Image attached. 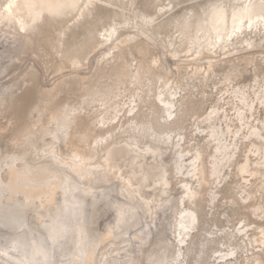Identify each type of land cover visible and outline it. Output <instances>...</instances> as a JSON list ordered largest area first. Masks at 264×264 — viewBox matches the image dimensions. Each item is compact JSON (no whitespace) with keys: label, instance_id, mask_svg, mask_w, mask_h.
Listing matches in <instances>:
<instances>
[{"label":"bare ground","instance_id":"6f19581e","mask_svg":"<svg viewBox=\"0 0 264 264\" xmlns=\"http://www.w3.org/2000/svg\"><path fill=\"white\" fill-rule=\"evenodd\" d=\"M113 1L118 2V4L113 3ZM132 1L133 0H92L91 9L102 6L106 9L117 8L118 10L124 11L125 2L131 3ZM7 2L8 0H0V5H5ZM51 2H71V0H51ZM79 2L86 3L87 0H79ZM234 2H237V0H234ZM15 3L18 5H23L25 0H15ZM254 3L258 4L259 0H254ZM91 9L86 10L85 13H90ZM174 9L175 7H173L171 11L167 12L166 14L172 13ZM74 13H76V17L80 16L79 10L72 9L67 14L58 15L55 17L67 19ZM85 13L80 16V18H83ZM13 15L15 16V19L10 20L5 18L0 20V34L3 36L5 35L17 38V40H27L28 34L31 30L28 29L22 31L21 26L23 24L25 27H27L31 23L28 16V11L22 7L19 9H13ZM48 17V13L45 12L44 17L40 22H38L36 27H38L40 24H43L48 19ZM75 20L77 19L75 18ZM127 22H129V20ZM199 23L200 22L197 21L192 26L191 35L189 36L190 41H199L204 47V51H202L199 57L192 59L182 54L183 52L187 51V41L183 45L185 46L184 50H180L183 49L182 46L175 49H169L167 52L174 61H183L187 63V67L184 69L188 70L187 76L190 80L198 81V83L202 86L205 84L206 87H209V82L212 81L214 76H216L217 67L227 63L231 64V68L227 74L224 75V78L230 76L233 80V87L240 89L239 94L233 92L221 99V89L216 86L217 84L213 83L214 89H216V96L214 97L212 109L216 108L217 114L211 118V121L207 122L209 123L207 128L199 131V135L202 136L206 141L205 147H202L201 144H192L194 141V135L193 133L187 135V116H182L184 113L180 114V107H177L176 109V111L179 112V115L174 114V118L172 120H165L163 118V113L168 111V109L165 108V104L172 102L171 94H174L178 91L179 95L177 96V100L182 103V107H191L192 98L190 100L188 97L189 93H183L185 89L183 90V87L181 88L178 82H171V79L167 73L163 76L157 75L158 71L161 72L159 67L153 68L151 73H146L145 69L147 68L148 64L143 63L137 67L136 70L135 68H133L134 71L132 70L133 65L127 60V54H132V47L138 48L143 45V41L139 39L140 37L138 35L128 34L124 38L120 39L119 29L115 35L112 36L111 40H105L100 35V44L103 47H106L107 51L104 52L103 59L98 60L97 66L105 69L112 68L111 61L114 60V64L116 61H118L119 63L117 64L116 69L122 71V73L124 72L123 74L126 76H130L129 78H131V83L138 85V91L141 92L139 95H137L138 92H134V94L130 92L131 95L127 101L124 100V97H122L118 90V95H116L117 93L114 94L115 96L111 95L114 96L115 101H112V99L109 101L108 94L105 93L107 106L102 107V115L104 114L106 116V119L104 120L105 123L102 126V128L105 130V135L99 136V138L97 137L98 140H104L105 137H108L104 143L97 144L98 140L95 139L94 145L89 147L88 150L81 151V149H79L80 142L82 143L81 140L85 137L83 135L84 138H81L82 136L80 135L82 124H80L78 120V115L72 118L73 122L70 126L72 129L71 132L68 133L67 139H64L63 137H57L55 150L58 155L62 157H68L70 153L76 152L87 159L91 164V171H84L83 178L78 176L75 171H72L71 168L62 169V171L68 175L69 179L73 183H76L80 186L79 190L76 191L74 195L76 201L83 205V215L80 217L79 223L83 228L84 238L83 242L81 243V237L78 229L69 233L67 240L64 241V248H57L60 250L59 255L56 253L57 258L66 255L75 259V257L79 255L77 245H80V250L85 252V256H83L81 259L86 260L87 264H96V262H100V264H127L129 261L136 262V260L131 258L129 255H125L126 260L121 262L118 257L120 256L123 248L121 249L119 246H116L117 248L112 251L111 255L106 252H98L99 250L101 251L100 247L106 241H110L113 245L124 244L126 245L125 248L128 247L131 238L126 239L124 236L126 235L129 227L134 224L133 218L137 216V213L135 212L134 216L126 223H122L115 228H112V226L109 227L106 235L98 238V234H95L94 226L99 212L97 206L100 202V197L96 196L97 191L93 185L100 178L107 181L117 180V182L120 184V194L123 197H130L131 200H135L139 205H143L144 213L149 215L151 218H154V216L157 215L158 209H161V207H157L161 204L160 201L166 203V201L171 198L170 193L177 185V183L174 182L177 177L179 178L180 183L183 184L184 192L182 191L183 197L181 196L182 198L179 202L180 205L183 206V209L179 211V217L177 216L178 218L174 233L179 235L181 231L179 225L181 222L180 217L182 212L191 213L195 217V223L193 224L191 216H184V223L186 225H191V229L185 233V238L181 244L182 246L184 245L186 246L185 248H189V245L193 240L191 233L196 229V225H199V218L193 208L189 207V205L197 203L198 200H203V193L205 192L206 195V192L209 190L210 186L212 184L214 186L217 184V188H220V192H217L216 194L214 193L215 191L213 192L214 196H212V199H210L211 201L208 199L210 203L220 204L223 198H219L221 197L219 196V193L231 192L236 198L239 196V199H237L238 204L243 209L248 211L252 216H254L255 221H240L235 225V227H233L234 229H230L231 231L229 232L221 230L222 232L220 237L219 235H214L211 232H208L207 234L205 233V241L214 239L218 245V249L215 251V253L218 254L217 257H210L211 259H215L213 264H230V262L233 260L236 261V264H250V262L259 261L264 258V251H262V249H264V242H262L264 237H262L261 234V229H264V218H262L263 216L261 215L264 214V211L261 207L254 204L260 192L261 176L264 175V168L258 166L261 160V153L264 152V138H262L264 137V103H262V100H264V92H261L260 90L261 76L257 72H255L253 76V79L255 80L254 85L241 84L240 82L235 83L238 78L243 76V72L240 70V65H237L236 61H247V63L250 64L255 62V56L252 52V50L256 47V44H254V39L257 40L259 36L264 35V29L257 27L256 24H254L253 27L249 29L247 27L246 21L245 26H243L230 41L225 38L224 42L219 47H217L213 53L207 50V44L209 40L215 37L216 34L215 32L210 31V25L208 27L201 28L199 27ZM110 28L106 30H110ZM132 28L136 29L134 25ZM227 31L229 33L232 31L231 19H229L227 22ZM153 36L157 37V34L153 32ZM117 41L120 43H116ZM164 42L165 41H161V44L165 50ZM127 47H130L129 51H126ZM113 49L115 50L113 51ZM109 51L112 52L111 56L107 55ZM142 51L143 48L138 49L140 54H142ZM173 51L176 53V58H174L172 55ZM235 53L236 55H234ZM244 54H247L248 57H241V55ZM218 56H225L223 59L224 62L222 60L214 61L218 58ZM235 56H237L236 61L232 59ZM201 61H206L207 66L198 64V62ZM180 69L181 68L179 66H176V70L179 71ZM136 72H139V76L134 81L133 76ZM146 75H151V79L147 80L146 78L148 76ZM262 76H264V73ZM155 78L161 82V85L158 86V84L153 83L152 80ZM148 82H151V84ZM169 85L171 87H169ZM181 89L183 91H180ZM119 90L121 89L119 88ZM204 94L207 98L213 97V90L210 94L206 92H204ZM133 96L137 97V99L139 98V100L141 99L140 102L143 107L140 106V103L138 104V100L135 99L136 110L133 112L132 116H129L128 112L130 108L125 107V105H130ZM160 97H163V103L161 102ZM148 98H150L149 100L153 98L151 103L149 102L150 104H148L150 105L149 109L153 110L152 113L148 108L147 111L150 113L143 112V108L146 110V107L148 106H144ZM231 100H235L237 105H235L234 108L229 109L227 106L229 107ZM117 112L119 115H117ZM146 116L152 118L151 124L153 132L156 136L155 139L151 134L138 136V134L133 133L132 129L129 127L130 123L133 122L139 125L142 121H144ZM156 116H159L160 118L156 119ZM97 119H100V117ZM109 119H111L113 122L107 123ZM213 128L217 130V139L221 141L219 144L217 143L216 139H212L211 129ZM198 129L201 130V128ZM229 129H231V132H229ZM51 130L54 132L56 128ZM237 132L239 135H236ZM221 133H223V135H221ZM45 135L47 134L44 133L43 136ZM48 136L49 140L45 141L46 147L53 142L52 135ZM164 137H170V139L165 140L163 139ZM113 145H116V147H113ZM133 145H135V147H133ZM63 146L68 150H71V152L65 153L62 149ZM208 148H212L211 154H208ZM217 148L220 149L219 152L217 151ZM109 149H111L113 153L112 164L117 169L116 172L105 171L108 165H105L104 163V156ZM44 150L45 149L37 150L38 153L36 156L39 157V163H48V160L43 155ZM168 152H170L174 162L172 169L167 168V162L164 159V156ZM117 157L119 158L117 159ZM119 160H124L127 162L129 170L124 171L123 168H121L117 163ZM25 161V158L15 157L11 159L10 162H2V165L0 166V226L9 228L13 231H20L25 226L26 219L30 218L31 216H34V220L38 223H41L44 229V224L48 222L45 220V218L52 215L56 210L55 206L58 204L56 200L57 196H60L62 199V203H60V205H63L65 199L64 193L57 191L52 196L50 202L46 199L43 206H41L40 196L46 192L47 189L39 188L33 190L24 183V169L35 167L37 164H31ZM193 161H195V163H193ZM33 162L35 163L36 160L33 159ZM213 165H216L215 171L217 174L215 176L213 175ZM178 167L181 169L179 174H182V178L178 176ZM3 170H5L6 180H4V176L2 174ZM155 171L158 172L154 173ZM190 171H192L194 175H189ZM142 173L143 175H141ZM247 173H254V175H248ZM121 176H123L124 179H120ZM144 176H147V180H144ZM129 177L132 178L131 188H129L124 182L125 180H128ZM189 177H191V181L189 180ZM229 178L232 180L231 183ZM35 179L38 180L39 177H35ZM161 179L167 181L166 188L160 182ZM177 181L178 180H176V182ZM149 182L152 183L147 185ZM194 183H198V185L196 184L198 186L197 189L196 186H194ZM184 185L190 186L191 190L195 193L194 198H189L186 196L187 189L184 187ZM146 189H151L153 191L154 198H151L152 196L150 198H146L143 195ZM88 197H91V210L88 218H86L84 202ZM29 198L33 199V203H28ZM3 200H5L8 204H1ZM144 200L153 201V208L151 212H149L148 208L143 204ZM36 201H39L40 203L38 207L35 204ZM228 201H230V199ZM231 204L234 205V203ZM123 205L128 206V204ZM111 206H113V203H111ZM41 208H45L46 210L41 211ZM259 212H261V215ZM72 222L74 225L76 224L74 218ZM137 224L138 223H136V225ZM241 225H243V227H241ZM109 233L111 234L109 235ZM45 234L46 233L40 234L38 238H33V240H40ZM122 236L123 238H121ZM22 237L23 236L20 235L14 239L13 242H17V245H19V241ZM177 237L180 239V236ZM135 239L143 241L137 235H135ZM33 240H30V242ZM30 244L28 243L27 245L31 246ZM221 245L224 249H220ZM19 248L20 247L17 246L15 251L3 249L4 251L8 252V255L2 256V259L4 261H18L15 257L16 253L19 252L20 254H23L22 249ZM27 248L28 251L31 250V247ZM183 250V248L179 249V252L183 254ZM229 251H235L236 255L234 257L227 255ZM23 256L25 255L23 254ZM23 256L22 258H24ZM99 257L101 258L99 259ZM8 264L11 263L8 261Z\"/></svg>","mask_w":264,"mask_h":264},{"label":"rangeland","instance_id":"374dc122","mask_svg":"<svg viewBox=\"0 0 264 264\" xmlns=\"http://www.w3.org/2000/svg\"><path fill=\"white\" fill-rule=\"evenodd\" d=\"M148 2L149 0H133L131 3L125 2L124 11L117 8L106 9L99 6L91 9L90 13L86 12L85 16L80 18V20H75L76 13L67 19L49 16L43 24L36 27V31L29 32L27 40H17V38L0 34V166L2 162H10L15 157L25 158V162L31 164L39 162V157L36 156L37 150L45 149V141L49 140L48 135H43L50 126L51 129H55V124L52 123L53 116H59L65 107L71 108L77 103L84 105V110L77 113L79 116L78 120L82 124L80 135L82 136L81 138L85 137L81 140L82 143L80 142L81 146L79 145V149L81 151L88 150L89 147L94 145L95 139L98 140L99 136L105 135V130L102 128L103 125L100 126L99 123L101 116L104 120L106 119V116L102 115L103 108L91 99L86 102L85 97L91 98L98 93L104 96L107 93L108 100L112 99V101H115L114 94L118 90L122 97H124V100L127 101L131 93H140L141 91H138V85L131 83L130 76H126L123 74L124 72L122 73V71L116 69L118 61L115 60V64L114 60L111 61L112 68L105 69L97 66L98 60H102L104 52L107 51V48L100 44V34L109 29L113 22L121 24L129 20L127 27L119 28L120 39L128 34L138 35L136 29L132 28L137 14L143 15L147 11L154 12L155 6L166 5L170 2L174 5L175 9L172 13L163 15L161 23L166 24L169 30L174 33L176 27L179 26L181 18L184 16L186 8L190 9L193 4L199 3L200 0H150V3L153 5L152 8L146 7ZM113 3L118 4L116 1H113ZM154 32L157 34V37H155L157 43H150L143 36L138 35L139 39L143 41V45L138 48L132 47V54H127V60L129 63H132V70L134 71L133 68L136 70L143 63L148 64L152 53H159L161 60L159 70L161 72L158 71L157 75L163 76L167 73L171 82H178L180 87H183V90L185 89L183 93H189L188 97L190 100L192 98L191 107H182L183 111L180 109V114L184 113L182 116H187V135L191 133L194 135L192 144H201L202 147H205L206 141L199 135V131L209 126V123L205 122V117L212 111L214 97L216 96V89H214L213 83L217 84L216 86L219 89L223 88V78L230 70L231 64L227 63L217 67L216 76L209 82V87H206L205 84L202 86L198 81H192L188 78V70L184 69L187 67V63L174 61L170 54L164 50L161 41H166L168 37L160 32L159 27ZM58 33L62 35L58 36ZM161 35H164L163 40L160 39ZM263 36H259L257 40L254 39V44H256V47L252 50L255 56L254 65L247 63V61H236L237 56L232 58L236 61L237 65H240V70L243 72V76L238 78L235 83L240 82L241 84L254 85L255 80L253 76L255 72L262 77L261 68L264 67ZM57 40H59V43H57ZM77 48H79L80 56L82 57V67L73 69L67 57H62L60 52L64 51L66 53L69 49ZM139 48H143V55L138 52ZM182 48L180 50H184L185 46ZM129 49L130 47H127L126 51H129ZM242 56L248 57L247 54ZM221 57L218 56L214 61H223L225 56ZM198 64L207 66L206 61L198 62ZM176 66H179L181 69L179 71L176 70ZM146 76H148L147 80L152 77L151 75ZM152 81L154 84H158V86L161 85V82L156 78ZM148 83L151 84V82ZM182 89L180 91H183ZM212 90L213 97L207 98L204 92L210 94ZM104 97L106 98V95ZM149 99H147L144 106L150 104L153 100V98ZM137 100L138 104L140 103L139 105L142 106L141 99L139 100L138 98ZM235 105H237V102L231 100L227 108L232 109ZM147 108L149 109L150 105L146 107V110L143 108V112L152 113L153 110L149 109V111L151 110L149 112ZM99 117L100 119H97ZM198 128H201V130ZM71 129H69L68 133L71 132ZM26 134L31 137L27 141L24 139ZM62 149L65 153L71 152V150H68L64 146ZM211 153L212 148H208V154ZM33 159L36 160L35 163ZM164 159L167 162V168L172 169L174 162L170 152L164 156ZM117 163L124 171L129 170L128 163L124 160H119ZM156 172L158 171L154 173ZM2 174L4 180H6L5 170H3ZM178 176L182 178V174H178ZM190 178L189 180L191 181L192 179ZM176 180L178 181L176 182ZM176 180L174 182L177 185L170 193L171 198L167 200L168 202L166 201L167 204L160 201V203H163V206H161L162 210L159 208L157 215L151 218L144 213L143 205L137 204L135 200H131L127 195V197H123L120 194V184L117 180L107 181L100 178L93 185L97 191L96 196L100 197V202L97 206L99 212L94 226L95 234H98V238L106 235L109 227L115 228L117 225L118 217L114 205L128 204V206L136 207L138 211H136L137 216L133 218L134 224L129 227L126 235H123L126 239L131 238L128 247L125 248L126 245L124 244L113 245L110 241H106L100 247L101 251L99 250L98 252H106L111 255L112 251L119 246L121 249L123 248L118 257L121 262L126 260L125 255H129L136 260V264H140L141 261L144 264H148V261L153 257L160 258L161 254H164L165 258L171 259L174 252L183 248V254H181L184 264H213L215 259H211L210 257H217L218 254L215 251L218 249V245L214 239L205 241V233L211 232L220 237L222 231L229 232L233 230V227L240 221H255V217L238 204L237 199H239V196L236 198L231 192L219 193V196H221L219 198H223L220 204L210 203V199H212L214 193L220 192L217 184L215 186L212 184L206 192L207 194L203 193V200H198L197 203L189 205L196 212L199 218V225H196V229L191 233L193 240L189 248H185L186 246L178 243L179 237L177 236L179 235L174 233L179 211L183 209V206L179 202L184 192L183 184L180 183L178 177ZM229 181L231 183L232 180L229 178ZM150 183L152 182H149L147 185H150ZM196 184L198 185V183H194V186L197 189L198 186ZM151 191V189H146L143 195L146 198H150L151 196V198H154V193ZM229 199L230 201H228ZM56 200L58 204L62 203L60 196H57ZM230 202L234 203V205ZM90 203L91 197H88L84 202L86 218H88L91 210ZM111 203H113V206H111ZM1 204L8 203L3 200ZM35 204L38 207L40 203L36 201ZM254 204L261 207L264 211V197L258 195ZM40 210L44 211L46 209L41 208ZM259 214L261 215V212ZM261 216L264 217V214ZM33 217L31 216L26 219V224L20 231H13L0 226V250L9 249L14 239L21 235L23 237L17 246L20 247L19 249H22L25 256L17 252L15 257L18 261L29 259L31 250H27V247H30L27 244H30V240H33V238H38L40 234L45 233L43 225L36 222ZM136 223L138 224L136 225ZM135 235L139 236L143 241L135 239ZM220 247V249H224L222 245ZM59 251L57 249V255H59ZM7 261L11 264H16L17 262ZM3 262L4 260L0 256V264H3Z\"/></svg>","mask_w":264,"mask_h":264},{"label":"snow or ice","instance_id":"6c2138e0","mask_svg":"<svg viewBox=\"0 0 264 264\" xmlns=\"http://www.w3.org/2000/svg\"><path fill=\"white\" fill-rule=\"evenodd\" d=\"M174 5L172 3H168L166 5L155 6V11H147L145 14L140 15L137 14L136 20L134 22V26L138 35L143 36L146 40L150 41V43H157L156 38L153 36V32L159 27L160 32L166 35L168 38L164 42L165 51L167 52L169 49H175L177 47H182L187 41V51L183 52L184 56H187L192 59H196L199 57L204 51L203 45L200 44L199 41H190L189 36L191 35L192 26L199 21V27L204 28L210 27L211 32H215V37L209 40L207 44V50L209 52L215 51L217 47H219L225 40H231L234 35L237 34L240 29L245 26V22L247 21V27L251 29L254 24L257 27L264 29V0H259V3H254V0H237V2H233V0H200L199 3L193 4L190 9L185 10L184 16L181 18L179 22V26L176 27L175 32L169 30V27L166 24H162L161 20L163 15L167 12H170ZM24 8L28 11V16L30 18L31 23L25 27L23 24L21 26V30L25 31L30 29L31 31H36V25L41 19L44 17V13L47 12L49 16L55 17L58 15L67 14L72 9L79 10L80 16H82L86 10L91 9L92 0H87L86 3H80L79 0H71V2H51V0H25L23 5H18L15 3V0H8L5 5H0V20L2 19H15L13 15V9ZM147 8H152L153 5L149 2L146 4ZM80 16H77L76 19H79ZM231 19L232 21V31L229 33L227 31V22ZM129 22L116 24L112 23L110 30H106L101 33V37L105 40H111L112 36L115 35L119 28L127 27ZM61 36V33L57 34ZM164 35H161L160 39H164ZM131 39V38H130ZM59 43V40H57ZM116 43H120L117 41ZM115 49H113L114 51ZM61 56H66L71 67L73 69L79 68L82 66L81 61L82 57L80 56L79 48L77 49H69L66 53L64 51L60 52ZM112 52L109 51L107 53L108 56H111ZM142 51V55H143ZM174 58H176L175 51L172 52ZM161 64V60L159 58V53H152L149 58V63L147 68L145 69L146 73H151L153 68H158ZM261 72L264 73V67L261 68ZM139 76V72H136L133 76V80ZM224 87L221 89V99L224 96H227L233 92L239 94L240 89H236L233 87V80L230 76L224 78ZM169 87H171L169 85ZM260 90L264 92V76L261 77L260 80ZM139 95V93H137ZM179 92L177 91L174 94H171V103L165 104V108L168 111L163 113V118L165 120H172L175 115H179V112L176 111L177 107L182 109V103L177 100V96ZM91 99L94 103L100 104L101 107H106V98L101 94H97L91 98L85 97V101L87 102ZM136 97H132V101L129 104H126L125 107H129L130 110L128 112L129 116H132L133 112L136 110L135 104ZM161 102L163 103V97H160ZM264 103V100H262ZM84 110V105L77 103L71 108L65 107L59 116L54 115L52 118V123L55 124L56 130L53 132L51 130V126L46 131L47 135H52L53 142L49 144L44 150V157L48 160V163H39L35 165V167H29L24 169V183L32 188L33 190L39 188H46L47 191L44 192L40 196L41 206H43L44 201L47 199L49 202L51 201L52 196L55 192L61 191L64 193V203L63 205L57 204L55 212L46 217L45 220L48 221L44 224L45 235L40 240L31 241V255L29 259L17 261L16 264H87L86 260H82L81 258L85 256V252L80 250V245H77V249L79 251V255L75 257V259L68 257L66 255L57 258V248H64V241L67 240L69 233L74 232L76 229L79 230L81 243L84 238L83 228L80 226V217L83 215V205L76 201L74 193L79 190L80 186L76 183H73L68 175L62 171V169L71 168L72 171H75L78 176L83 178L84 171H91L90 162L79 155L76 152L70 153L68 157H62L57 154L55 150V143L57 137H63L67 139V135L70 129V126L73 122V117L77 115L78 112H82ZM217 114V109L213 108L211 112L205 117V122L211 121V118ZM117 115L119 113L117 112ZM159 119V116L155 117ZM150 117H145L144 121H142L139 125L136 123H130L129 127L132 129V132L138 134V136L149 135L151 134L155 139V133L152 129ZM113 122L111 119L107 121V123ZM99 123L103 125L105 123L103 117H101ZM243 124V121H242ZM212 131V139H216L219 144L221 141L217 139V130L215 128L211 129ZM231 132V129H229ZM223 135V133H221ZM236 135H239L237 132ZM31 137L29 135H25L24 139L27 141ZM264 138V137H262ZM108 137H105L104 140H98L97 144L104 143ZM163 139L167 140L170 137H164ZM116 147V145H113ZM135 147V145H133ZM219 152L220 149L217 148ZM155 155V153H154ZM113 153L112 150L109 149L108 152L104 156V163L108 165L105 171L108 172H116L117 169L112 164ZM198 157V154H197ZM119 157H117L118 159ZM195 163V161H193ZM259 167L264 168V152L261 153V160L259 162ZM213 175L215 176L217 173L215 171L216 165H213ZM178 174L181 172V169L178 167ZM248 175H254V173H247ZM143 175V173L141 174ZM189 175H194L192 171L189 172ZM35 177H39V179H35ZM120 179H124L123 176ZM144 180H147V176H144ZM125 184L128 185L129 188L132 187V178L129 177L128 180L124 181ZM160 182L167 187V181L161 179ZM260 192L259 195L264 197V175L261 176L260 180ZM187 189L186 196L189 198H194L195 193L191 190L189 185H184ZM28 203H33V199L29 198ZM143 204L148 208L149 212H151L153 208V201L144 200ZM163 206V203L158 205L157 207ZM116 214H117V225L118 227L122 223H126L130 218H132L138 209L133 206L116 204L115 206ZM188 215L192 217V223H195V217L191 213H183L180 217V239L178 243H183L185 238V233L190 231L191 225H186L184 223V216ZM73 218L76 221V224H73ZM264 218V217H262ZM243 227V225H241ZM111 233H109L110 235ZM262 237H264V229H261ZM264 242V240H262ZM17 248V242H13L9 247L8 251H15ZM264 251V249H262ZM8 252L4 250H0V256H7ZM229 256H235V251H229L227 253ZM3 264H8V261H4ZM96 264H100V262H96ZM127 264H136L135 261H129ZM140 264H144L143 261ZM148 264H184L182 260V254L177 250L174 252L173 257L171 259L165 258L164 254H161L160 258L153 257L148 261ZM230 264H236V261L233 260ZM250 264H264V258L259 261L250 262Z\"/></svg>","mask_w":264,"mask_h":264}]
</instances>
